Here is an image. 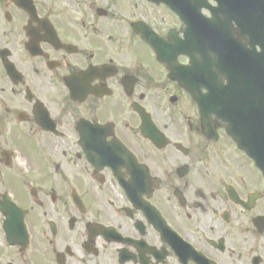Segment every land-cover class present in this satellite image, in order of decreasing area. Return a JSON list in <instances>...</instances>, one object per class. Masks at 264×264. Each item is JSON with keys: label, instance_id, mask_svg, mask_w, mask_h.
I'll return each instance as SVG.
<instances>
[{"label": "flooded vegetation", "instance_id": "1", "mask_svg": "<svg viewBox=\"0 0 264 264\" xmlns=\"http://www.w3.org/2000/svg\"><path fill=\"white\" fill-rule=\"evenodd\" d=\"M172 1L211 70L168 5L0 0V264H264V159L214 94L264 0Z\"/></svg>", "mask_w": 264, "mask_h": 264}, {"label": "water", "instance_id": "2", "mask_svg": "<svg viewBox=\"0 0 264 264\" xmlns=\"http://www.w3.org/2000/svg\"><path fill=\"white\" fill-rule=\"evenodd\" d=\"M256 59H254V61H262L264 60V58H258V56H255ZM264 62V61H262ZM242 79H239V80H236L234 79L230 85H229V89L226 91V94H234V93H241L242 92H245V89L248 87L249 84L252 85H256L257 87L259 86V78H256L255 80H251L250 83L248 80H245L244 83L241 81ZM260 89H264V87H260ZM230 98V97H229ZM256 128V133L255 135L256 136H260V132L258 130V127H255ZM255 131V129H254ZM257 140H261V138H256Z\"/></svg>", "mask_w": 264, "mask_h": 264}]
</instances>
